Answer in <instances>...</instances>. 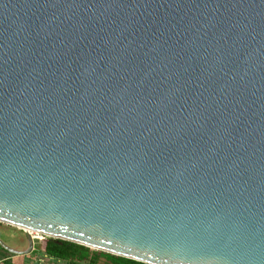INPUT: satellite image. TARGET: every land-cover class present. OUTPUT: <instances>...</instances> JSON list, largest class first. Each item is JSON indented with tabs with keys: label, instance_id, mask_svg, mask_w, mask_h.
<instances>
[{
	"label": "water",
	"instance_id": "water-1",
	"mask_svg": "<svg viewBox=\"0 0 264 264\" xmlns=\"http://www.w3.org/2000/svg\"><path fill=\"white\" fill-rule=\"evenodd\" d=\"M0 224L264 264V0H0Z\"/></svg>",
	"mask_w": 264,
	"mask_h": 264
},
{
	"label": "trees",
	"instance_id": "trees-1",
	"mask_svg": "<svg viewBox=\"0 0 264 264\" xmlns=\"http://www.w3.org/2000/svg\"><path fill=\"white\" fill-rule=\"evenodd\" d=\"M39 250L53 260L63 261L66 264H95L97 257L101 256L108 264H141L120 257L98 252L90 254L87 248L68 242H59L42 237ZM0 251H2L0 249Z\"/></svg>",
	"mask_w": 264,
	"mask_h": 264
},
{
	"label": "rangeland",
	"instance_id": "rangeland-1",
	"mask_svg": "<svg viewBox=\"0 0 264 264\" xmlns=\"http://www.w3.org/2000/svg\"><path fill=\"white\" fill-rule=\"evenodd\" d=\"M22 232L23 231L19 229L0 224V241L9 247L15 248L17 250L21 249L24 245L23 238L21 237L25 233V232L24 233ZM37 247L38 249H36ZM88 250L90 254L98 253V251H94L91 249H88ZM3 257L11 258L17 264H66L63 261L53 260L49 257H46L39 250V246L37 245H35V248L31 253L25 256H12V255L5 253L4 251H0V259ZM0 264H8V262L6 263L0 262ZM95 264H108V263L105 261L103 257L98 256Z\"/></svg>",
	"mask_w": 264,
	"mask_h": 264
},
{
	"label": "flooded vegetation",
	"instance_id": "flooded-vegetation-1",
	"mask_svg": "<svg viewBox=\"0 0 264 264\" xmlns=\"http://www.w3.org/2000/svg\"><path fill=\"white\" fill-rule=\"evenodd\" d=\"M23 233V232H22ZM21 238H23V241H24V245H23V247L21 248V250H24V249H26V246H27V239H26V234L24 233L23 235H22V237ZM36 240V241H35ZM31 252L34 250V248H35V245H37V246H39L40 245V243H41V238L40 239H34V238H31ZM36 249H38V247L36 248ZM30 252V253H31Z\"/></svg>",
	"mask_w": 264,
	"mask_h": 264
},
{
	"label": "crops",
	"instance_id": "crops-1",
	"mask_svg": "<svg viewBox=\"0 0 264 264\" xmlns=\"http://www.w3.org/2000/svg\"><path fill=\"white\" fill-rule=\"evenodd\" d=\"M9 247V246H8ZM10 248H12V247H10ZM12 249H15V248H12ZM15 250H17V249H15ZM18 250H21V249H18ZM3 251V250H2ZM6 253V252H5ZM0 262H8V264H17L16 262H14V260L13 259H11V258H7V257H3V258H1L0 259Z\"/></svg>",
	"mask_w": 264,
	"mask_h": 264
},
{
	"label": "bare ground",
	"instance_id": "bare-ground-1",
	"mask_svg": "<svg viewBox=\"0 0 264 264\" xmlns=\"http://www.w3.org/2000/svg\"><path fill=\"white\" fill-rule=\"evenodd\" d=\"M22 231V230H21ZM23 232H25L28 235H38L35 232L29 231V230H23Z\"/></svg>",
	"mask_w": 264,
	"mask_h": 264
},
{
	"label": "built area",
	"instance_id": "built-area-1",
	"mask_svg": "<svg viewBox=\"0 0 264 264\" xmlns=\"http://www.w3.org/2000/svg\"><path fill=\"white\" fill-rule=\"evenodd\" d=\"M31 238H34V239H40L42 238L43 236H40V235H29ZM45 238V237H44Z\"/></svg>",
	"mask_w": 264,
	"mask_h": 264
}]
</instances>
